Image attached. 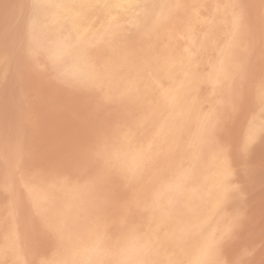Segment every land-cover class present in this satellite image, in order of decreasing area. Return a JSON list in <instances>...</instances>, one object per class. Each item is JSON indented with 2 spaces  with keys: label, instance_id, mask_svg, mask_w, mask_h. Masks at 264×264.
Returning <instances> with one entry per match:
<instances>
[{
  "label": "rangeland",
  "instance_id": "1",
  "mask_svg": "<svg viewBox=\"0 0 264 264\" xmlns=\"http://www.w3.org/2000/svg\"><path fill=\"white\" fill-rule=\"evenodd\" d=\"M0 1V187L6 184L4 189L0 188V222L3 220L0 223V264H116V261L117 264H166L168 258H171V264H188L189 255L203 247L200 240L196 239L195 225L213 219L216 228L210 232L204 230L205 236L210 235L213 239L212 245L205 247L207 254L204 264H230L232 250L240 243L237 239L242 240L250 229L264 231V221L257 218L264 199V131L261 133L260 129V126L264 125V110L259 105L255 91L256 84L258 85L261 74L264 73V23L261 21L259 0H240L250 31L239 40L238 47L233 49L231 60L221 56V51L229 44L231 18L222 9L217 11L218 4L228 3L229 0H128L123 9L116 10L111 15L104 16L100 12L94 16L91 26L79 38H64L65 48L57 57L49 56L45 37L36 33L34 37L30 36L29 26L33 22L48 18L51 12L49 5L36 6L34 0ZM2 18L8 19L7 22ZM22 20L24 24L27 23L22 25ZM9 25L12 28H9ZM25 32L27 34H24ZM137 32L140 34H136ZM63 37L64 35L59 39ZM8 44H11V48L6 47ZM4 49H8V52H3ZM185 49H188V52ZM222 59L225 60L227 70L231 69L229 72L233 71L237 63L244 65L242 73L237 74L232 81V89L243 95L240 109L234 114L227 109L221 111L216 105L227 92V85L222 88L216 83L218 76L223 78L220 71ZM3 62H6L7 70L4 69ZM10 64L12 68H8L11 67ZM178 83L182 84L177 93V103L181 105L175 108L172 105V94ZM92 94H95L96 98ZM112 95L118 96L115 98ZM128 106L130 110L127 109ZM143 106L146 111H142ZM213 107H217V112L212 117V120H218L215 128L211 127L212 121H205V114ZM251 112L254 114L251 115ZM131 117L136 120L133 121ZM117 120L119 121L115 122ZM250 122L256 130L255 139L243 152L240 147L243 145L241 143L245 142ZM179 123L180 125H177ZM1 130L4 134H1ZM215 139H219L220 143L217 144ZM48 153L50 154L47 155ZM3 160L5 162H2ZM126 169L130 172L125 173ZM220 172L222 175L218 178L217 173ZM17 177L19 179H16ZM209 183L213 191L207 195L205 188L206 185L209 187ZM7 185L10 187L7 188ZM40 188L44 192L39 190ZM68 189L70 190L67 191ZM4 191L7 193H1ZM134 192L136 194H133ZM203 193L207 197L203 196ZM93 195L95 197H92ZM13 196L16 199H13ZM63 196L66 198H62ZM39 198L42 199L41 203ZM55 201L60 206L56 205ZM62 202L65 204L62 205ZM36 203L38 205L34 206ZM49 205L52 206L48 207ZM125 207L126 209H123ZM217 210L219 212L215 214ZM127 211L131 213L128 214ZM46 213H50L52 217ZM42 215L44 216L40 217ZM73 215H76L75 218ZM213 215H216L215 218ZM236 216L239 217V222L225 233L224 225ZM50 219L56 221L50 222ZM167 230L172 232L168 233ZM5 232L12 233L8 239L4 237ZM128 237L130 239H127ZM122 241H128V244H122ZM108 245L110 247H107ZM88 249L94 250V256H84ZM158 249H161L159 253ZM80 250L83 254H74ZM100 250L109 257L102 255ZM132 252H138V255ZM113 255H117L114 256L117 260ZM132 255L137 257L133 259ZM146 255L148 257H145ZM103 257L106 259L105 263V260L101 259Z\"/></svg>",
  "mask_w": 264,
  "mask_h": 264
},
{
  "label": "bare ground",
  "instance_id": "2",
  "mask_svg": "<svg viewBox=\"0 0 264 264\" xmlns=\"http://www.w3.org/2000/svg\"><path fill=\"white\" fill-rule=\"evenodd\" d=\"M24 1V0H23ZM126 1H128V0H44V3H42V4H46V5H49L50 7H51V12H50V14H48L49 16H48V18L46 19V20H44V21H41V22H33L32 24H31V26H29L30 27V36L31 37H34V33H36L37 35H39V36H43V37H45V44H46V46H47V52H48V54H49V56H51V57H57L61 52L60 51H62V49H64L65 48V40H67V39H71V38H73V39H76V38H79L90 26H91V24H92V21H93V18H94V16H96V15H98V13H103V15L104 16H107V15H111L113 12H115L116 10H121V9H123L124 7H125V3H126ZM202 1H204V0H202ZM244 1H247V0H244ZM1 2V1H0ZM3 3V2H2ZM17 3V2H16ZM15 3V4H16ZM211 3V2H210ZM28 4V3H27ZM41 4V5H42ZM158 4V3H157ZM211 4H213V3H211ZM246 3H244V5H245ZM2 5V4H1ZM20 5V4H19ZM19 5H15V6H19ZM3 6V5H2ZM7 6V5H6ZM15 6H13V7H15ZM212 6V5H211ZM28 7V6H27ZM157 7V6H156ZM17 9V8H16ZM33 9H34V7H33ZM246 9V8H245ZM1 10V9H0ZM35 10V9H34ZM16 11V10H15ZM44 11V10H43ZM212 11V10H211ZM221 11V10H220ZM2 12H3V10H2ZM142 12V11H141ZM12 13H14V11L12 12ZM41 13V12H40ZM39 13V14H40ZM143 13V12H142ZM141 13V14H142ZM3 14H5V13H3ZM10 14H11V11H10ZM15 14V13H14ZM209 14V13H208ZM8 15H9V12H8ZM31 15V14H30ZM36 15V14H35ZM42 15V14H41ZM6 16V15H5ZM4 16V17H5ZM12 16V15H11ZM15 16V15H14ZM28 16V15H27ZM123 16V15H122ZM130 17V16H129ZM10 18V17H9ZM2 19H4V18H2ZM7 19V18H6ZM22 19H24L25 20V18H22ZM32 19H34V18H32ZM37 19V18H36ZM129 19V18H128ZM149 19V18H148ZM154 19V18H153ZM249 19V18H248ZM5 20V19H4ZM8 20V19H7ZM7 20H5L6 22H7ZM24 20H22V25L24 24L23 22H24ZM138 19H136V21H137ZM151 20V19H150ZM18 21H19V19H18ZM27 21H28V19H27ZM38 21V20H37ZM6 22H3L4 24L6 23ZM14 22V21H13ZM2 23V24H3ZM15 23H17V21L15 22ZM27 23V22H26ZM25 23V24H26ZM12 24H14V23H12ZM21 24V23H20ZM24 24V25H25ZM129 24V23H128ZM223 24V23H222ZM18 25V24H17ZM113 25V24H112ZM127 25V24H126ZM132 25H133V23H132ZM0 26H1V24H0ZM3 26V25H2ZM121 26V25H120ZM128 26V25H127ZM211 26V25H210ZM15 27V26H14ZM14 27H13V29L12 30H14ZM17 27V26H16ZM22 27V26H21ZM23 27H25V26H23ZM22 27V28H23ZM213 27H215V26H213ZM1 28V27H0ZM9 28H12V26L10 27V25H9ZM9 28H7V29H9ZM26 29H27V27H25ZM147 28V27H146ZM145 28V29H146ZM205 28V27H204ZM15 29H18V28H15ZM202 29V28H201ZM20 30V29H19ZM159 29H157V31H158ZM227 30V29H226ZM0 31H2V30H0ZM10 31V30H9ZM18 31V30H17ZM120 31H121V29H120ZM8 32V31H7ZM16 32V30L14 31V33ZM19 32V31H18ZM20 32H21V30H20ZM140 32V31H139ZM139 32H137L136 34H140ZM153 32V31H152ZM5 33V32H4ZM9 33V32H8ZM23 33V32H22ZM11 34V33H10ZM24 34H27L26 32L24 33ZM59 34H63L64 35V37L62 38V39H59V38H61L62 36H59ZM148 34V33H147ZM150 34H152V33H150ZM155 34V33H154ZM1 35L3 36V34L1 33ZM12 35V34H11ZM11 35H9V36H11ZM8 36V35H7ZM15 36H16V34H15ZM21 36V34L19 35V37ZM23 36V35H22ZM26 36V35H25ZM1 37V36H0ZM12 37V36H11ZM10 38V37H9ZM24 38V37H23ZM28 38V37H27ZM37 38H39V37H37ZM64 38H65V40H64ZM132 38V37H131ZM6 39H8V38H6ZM5 39V40H6ZM12 39V38H11ZM33 39V38H32ZM142 39V38H141ZM114 40V39H113ZM144 40V39H143ZM155 40V39H154ZM11 41V40H10ZM13 41H14V37H13ZM13 41H12V45H13ZM22 41H24V40H22ZM32 42H33V40H31ZM5 42V41H4ZM4 42H3V45H4ZM6 42H7V40H6ZM9 42V41H8ZM17 42V41H16ZM15 42V43H16ZM136 42V41H135ZM35 43H37V42H35ZM88 43V42H87ZM107 43H109V42H107ZM210 43V42H209ZM6 44V43H5ZM11 44L9 45V46H6V47H9V48H11ZM29 45V44H28ZM123 45V44H122ZM14 46H16V44L14 45ZM37 46H38V44H37ZM124 46V45H123ZM137 46H139V45H137ZM40 47V46H39ZM153 47H154V45H153ZM8 48V49H9ZM38 48V47H37ZM186 48V47H185ZM253 48V47H252ZM8 49H4L5 51H3V52H6ZM43 49V48H42ZM45 49V48H44ZM239 49H240V46H239ZM10 50V49H9ZM104 50H106V49H104ZM27 51V50H26ZM45 51V50H44ZM8 52V51H7ZM104 52V51H103ZM106 52V51H105ZM109 51H107V53H108ZM115 52V51H114ZM113 52V53H114ZM11 53H13V52H11ZM40 53V52H39ZM93 53V52H92ZM260 53V52H259ZM243 54V53H242ZM4 55V54H3ZM47 55V54H46ZM45 55V56H46ZM121 55V54H120ZM259 55V54H258ZM0 56H2V53H1V55ZM5 56V55H4ZM13 56V55H12ZM29 56V55H28ZM9 57V56H8ZM205 57V56H204ZM208 57V56H207ZM2 58V57H1ZM7 58V57H6ZM110 58V57H109ZM108 58V59H109ZM241 58V57H240ZM10 59V58H9ZM8 59V60H9ZM53 59V58H52ZM107 59V60H108ZM194 59V58H193ZM242 59V58H241ZM2 60V59H1ZM0 60V61H1ZM14 60H16V59H14ZM3 61H6V60H3ZM141 61V60H140ZM253 61V60H252ZM4 63V62H3ZM2 63V64H3ZM6 63V62H5ZM4 63V65H5V68L4 69H6V64ZM9 62H7V64H8ZM46 63V62H45ZM9 65V64H8ZM7 65V66H8ZM15 65V64H14ZM229 65H230V63H229ZM10 66H11V64H10ZM51 66H53V65H51ZM56 66H58V65H56ZM62 66V65H61ZM203 66V65H202ZM250 66V65H249ZM2 67V66H1ZM8 68H12V66L11 67H8ZM249 68H251V67H249ZM3 70V69H2ZM7 70V69H6ZM10 70V69H9ZM12 70V69H11ZM10 70V71H11ZM208 70V69H207ZM231 70V69H230ZM229 70V71H230ZM123 71V70H122ZM2 72H4V71H2ZM160 72V71H159ZM248 72H249V69H248ZM7 73H9V71L7 72ZM60 73H62V72H60ZM0 74H2V73H0ZM5 74V73H4ZM57 75H59L58 73H56ZM8 75V74H7ZM10 75H12L11 73H10ZM207 76V75H206ZM6 77V76H5ZM13 77V76H12ZM17 78V77H16ZM15 78V79H16ZM142 78V77H141ZM146 78V77H145ZM19 79H21V78H19ZM61 79V78H60ZM71 79V78H70ZM78 79V78H77ZM178 79V78H177ZM7 80H8V78H7ZM16 80H18V79H16ZM13 81V80H12ZM21 81V80H20ZM47 81V80H46ZM73 81V80H72ZM14 82V81H13ZM26 82V81H25ZM51 83V82H50ZM67 83V82H66ZM68 84V83H67ZM75 84V83H74ZM76 84H78V83H76ZM189 84V83H188ZM205 84V83H204ZM17 85V84H16ZM79 85V84H78ZM78 85H77V87H78ZM92 85V84H91ZM103 85V84H102ZM214 85H216V84H214ZM68 86V85H67ZM72 86H73V84H72ZM75 86V85H74ZM182 86V84L181 83H178V85L175 87V90L173 91V94H172V99H174V101H173V103H172V105H174L175 106V108L176 107H179L180 105H181V103H177V99H178V96H177V93H178V91H179V88ZM17 87V86H16ZM15 87V88H16ZM70 87V86H69ZM92 87H94V86H92ZM32 88H34V87H32ZM74 88V87H73ZM96 88V87H95ZM104 88V87H103ZM22 89V88H21ZM75 89V88H74ZM73 89V90H74ZM81 89V88H80ZM87 89H88V87H87ZM99 89V88H98ZM109 89H111V88H109ZM201 89H202V87H201ZM66 90V89H65ZM193 90V89H192ZM23 91V90H22ZM27 90H25V92H26ZM103 91V90H102ZM106 91V90H105ZM114 91V90H113ZM236 91V90H235ZM108 92H111V91H108ZM202 92V91H201ZM40 93H41V91H40ZM135 93V92H134ZM142 93V92H141ZM224 93V92H223ZM4 94V93H3ZM112 94V93H111ZM120 94V93H119ZM118 94V95H119ZM153 94V93H152ZM203 94V93H202ZM23 95V94H22ZM37 95V94H36ZM45 95V94H44ZM82 95H84V94H82ZM99 95V94H98ZM114 95H116V92L114 93ZM114 95H112V96H114ZM117 95V96H118ZM1 96V95H0ZM17 96V95H16ZM15 96V97H16ZM38 97H39V95H37ZM41 97H42V94L40 95ZM92 96L94 97V98H96L95 96V94L93 95L92 94ZM102 96V95H101ZM117 96H114L115 98H117ZM136 96H137V94H136ZM152 96V95H151ZM21 97V96H20ZM98 97H100V96H98ZM97 97V98H98ZM104 97V96H103ZM120 97V96H119ZM121 97H122V95H121ZM146 97V96H145ZM44 98V97H43ZM46 98V97H45ZM101 98V97H100ZM129 98V97H128ZM135 98H137V97H135ZM140 98V97H139ZM130 99H131V97H130ZM48 100V99H47ZM117 100V99H116ZM121 100V99H120ZM139 100V99H138ZM153 100V99H152ZM17 102V101H16ZM16 102H15V104L14 105H16ZM69 102H70V100H69ZM120 102H122V101H119V103ZM141 102H142V100H141ZM144 102V101H143ZM154 102V101H153ZM94 103H95V101H94ZM176 103L178 104V105H176ZM207 103V102H206ZM72 104V103H71ZM91 104V103H90ZM97 104V103H96ZM95 104V107L94 108H96V105ZM123 104V103H122ZM127 104V103H126ZM129 104H131V103H129ZM128 104V105H129ZM147 104H148V102H147ZM151 104H153V103H151ZM21 105V104H20ZM25 105V104H24ZM92 105V104H91ZM142 105V104H141ZM154 105V104H153ZM213 105V104H212ZM260 105V104H259ZM27 106V105H26ZM130 106V105H129ZM128 106V108L127 109H129L130 110V107ZM132 106V105H131ZM145 106H147V105H145ZM152 106V105H151ZM21 107H23V106H21ZM25 107V106H24ZM144 107V106H143ZM149 107V106H148ZM17 108V107H16ZM92 108V107H91ZM93 108V109H94ZM141 108H142V106H141ZM141 108H140V110H141ZM154 108V107H153ZM257 108V107H256ZM22 109V108H21ZM29 109V108H28ZM58 109V108H57ZM90 109V108H89ZM122 109V108H121ZM262 109V108H261ZM20 110V109H19ZM46 110V109H45ZM66 110H68V109H66ZM132 110H134L133 108H132ZM143 110H145V107H144V109H142V111ZM151 110V109H150ZM102 111V110H101ZM121 111V110H120ZM135 111V110H134ZM146 111V110H145ZM252 111V110H251ZM20 112V111H19ZM91 112V111H90ZM122 112V111H121ZM127 112V111H126ZM136 112V111H135ZM148 112V111H147ZM152 112V111H151ZM150 112V113H151ZM254 112V111H253ZM253 112H251V115H252V113ZM52 113V112H51ZM62 113V112H61ZM146 114V113H145ZM232 114H234V113H232ZM240 114H241V112H240ZM254 114V113H253ZM21 115V114H20ZM125 115V114H124ZM141 115H142V113H141ZM144 115V114H143ZM149 115V114H148ZM184 115V114H183ZM127 116V115H126ZM132 116H133V114H132ZM151 116V115H150ZM18 117V116H17ZM48 117V116H47ZM66 117V116H65ZM75 117V116H74ZM97 117V116H96ZM122 117V116H121ZM142 117H144V116H142ZM191 117V116H190ZM250 117V116H249ZM248 117V118H249ZM116 118V117H115ZM127 118V117H126ZM183 118V117H182ZM192 118V117H191ZM232 118V117H231ZM252 118V117H251ZM113 119V118H112ZM118 119H119V117H118ZM131 119H133L132 117H131ZM143 119V118H142ZM169 119V118H168ZM256 119V118H255ZM17 120V119H16ZM136 120V119H135ZM134 119H133V121H135ZM174 120V119H173ZM182 120V119H181ZM33 121V120H32ZM119 120H117V121H115V122H118ZM124 121V120H123ZM141 121V120H140ZM183 121V120H182ZM182 121H180V123H182ZM110 122V121H109ZM152 122V121H151ZM172 122V121H171ZM262 122V121H261ZM97 123V122H96ZM121 124H123L122 122H120ZM141 123V122H140ZM146 123V122H145ZM180 123L179 124H177V125H180ZM208 123V122H207ZM246 123V122H245ZM254 123H256V122H254ZM253 123V124H254ZM113 124V123H112ZM120 124V125H121ZM133 124V123H132ZM142 124V123H141ZM243 124V123H242ZM248 124H252L251 122L250 123H248ZM114 125V124H113ZM118 126H119V124H117ZM116 125V126H117ZM139 125V124H138ZM167 125V124H166ZM259 125H261V124H259ZM110 126V125H109ZM123 126V125H122ZM131 126H133V125H131ZM131 126H130V128H131ZM141 126V125H140ZM191 126V125H190ZM73 127V126H72ZM134 127H136L135 125H134ZM113 128V127H112ZM137 128H138V126H137ZM140 128V127H139ZM177 128V127H176ZM48 129H50V128H48ZM47 129V130H48ZM126 129H127V127H126ZM144 129H146V128H144ZM228 129V128H227ZM258 129V128H257ZM260 129H261V126H260ZM109 130V129H108ZM232 130V129H231ZM53 131V130H52ZM132 131V130H131ZM135 131V130H134ZM139 131V130H138ZM17 132H19V131H17ZM74 132V131H73ZM128 132H129V129H128ZM136 132V131H135ZM176 132V131H175ZM227 132V131H226ZM235 132V131H234ZM137 133V132H136ZM140 133V132H139ZM174 133V132H173ZM181 133V132H180ZM203 133V132H202ZM261 133H262V131H261ZM1 134H4L3 132H2V130H1ZM45 134V133H44ZM141 134V133H140ZM154 134V133H153ZM212 134V133H211ZM221 134V133H220ZM220 134H219V136H220ZM245 134V133H244ZM24 135H26V134H24ZM63 135V134H62ZM105 135V134H104ZM222 135V134H221ZM227 135H229L228 133H227ZM242 135V134H241ZM3 136V135H2ZM5 136V135H4ZM87 136H88V134H87ZM217 136V135H216ZM218 136V137H219ZM243 136V135H242ZM180 137V136H179ZM206 137H208V136H206ZM238 137V136H237ZM33 138V137H32ZM143 138H145V137H143ZM239 138V137H238ZM245 138V137H244ZM243 138V139H244ZM35 139V138H34ZM171 139V138H170ZM209 139V138H208ZM229 139V138H228ZM33 140V139H32ZM49 140V139H48ZM65 140V139H64ZM175 140V139H174ZM215 140H217V139H215ZM260 140V139H259ZM41 141V140H40ZM163 141V140H162ZM179 141V140H178ZM207 141V140H206ZM243 141V140H242ZM263 141V140H262ZM170 142V141H169ZM216 142V141H215ZM218 142L220 143V140L218 139L217 140V144H218ZM229 142V141H228ZM0 143H2V142H0ZM16 143V142H15ZM202 143H204V142H202ZM209 143V142H208ZM240 143H241V141H240ZM254 143V142H253ZM263 143V142H262ZM32 144V143H31ZM62 144V143H61ZM103 144V143H102ZM241 144H243V143H241ZM42 145V144H41ZM52 145V144H51ZM101 145V144H100ZM139 145V144H138ZM178 145V144H177ZM208 145V144H207ZM206 145V146H207ZM216 145V144H215ZM256 145V144H255ZM4 146H5V144H4ZM176 146V145H175ZM199 146V145H198ZM213 146V145H212ZM229 146V145H228ZM261 146H262V144H261ZM7 147H8V144H7ZM50 147V146H49ZM55 147V146H54ZM68 147V146H67ZM66 147V148H67ZM103 147H104V145H103ZM170 147V146H169ZM257 147V146H256ZM259 147V146H258ZM1 148V147H0ZM6 148V147H5ZM4 148V149H5ZM55 148H57V147H55ZM167 148V147H166ZM178 148V147H177ZM240 148H242V146L240 147ZM264 148V147H263ZM68 149V148H67ZM7 150H8V148H7ZM13 150V149H12ZM64 150V149H63ZM149 150V149H148ZM229 150V149H228ZM9 151V150H8ZM53 151V150H52ZM260 151V150H259ZM7 152V151H6ZM16 152V151H15ZM23 152V151H22ZM43 152V151H42ZM168 152V151H167ZM175 152V151H174ZM205 152V151H204ZM243 152H244V150H243ZM246 152V151H245ZM173 153V152H172ZM177 153V152H176ZM203 153V152H202ZM212 153V152H211ZM50 153H48L47 155H49ZM52 154V153H51ZM152 154V153H151ZM224 154V153H223ZM11 155V154H10ZM54 155V154H53ZM59 155H61L62 156V154H59ZM220 155V154H219ZM264 155V154H263ZM36 156V155H35ZM51 156V155H50ZM131 156V155H130ZM164 156V155H163ZM243 156V155H242ZM246 156V155H245ZM244 156V157H245ZM12 157V156H11ZM17 158H18V156H16ZM39 157H41V156H39ZM54 157V156H53ZM64 157V156H63ZM138 157V156H137ZM156 157V156H155ZM158 157H160L159 155H158ZM167 157V156H166ZM211 157H212V155H211ZM250 157H251V155H250ZM6 158V157H5ZM145 158V157H144ZM143 158V159H144ZM150 158V157H149ZM249 158V157H248ZM254 158V157H253ZM1 159V158H0ZM8 159H10V157L8 158ZM14 159V158H13ZM34 159V158H33ZM32 159V160H33ZM137 159V158H136ZM154 159V158H153ZM197 159V158H196ZM200 159V158H199ZM198 159V160H199ZM255 159V158H254ZM39 160V159H38ZM49 160H50V158H49ZM149 160V159H148ZM157 160V159H156ZM1 161V160H0ZM9 161V160H8ZM55 161V160H54ZM145 161H146V159H145ZM202 161V160H201ZM2 162H5L4 160L2 161ZM32 162V161H31ZM41 162V161H40ZM213 162V161H212ZM18 163V162H17ZM122 163H123V161H122ZM205 163V162H204ZM232 163H233V161H232ZM6 164V163H5ZM48 164V163H47ZM49 164H51V163H49ZM146 164V162L144 163V165ZM169 164V163H168ZM200 164H201V162H200ZM242 164V163H241ZM17 165V164H16ZM30 165V164H29ZM32 165V164H31ZM141 165H143V164H141ZM197 165V164H196ZM8 166V165H7ZM45 166V165H44ZM54 166V165H53ZM241 166V165H240ZM16 167V166H15ZM32 167V166H31ZM151 167V166H150ZM110 168V167H109ZM123 168H125V167H123ZM133 168V167H132ZM149 168V167H148ZM162 168V167H161ZM17 169V168H16ZM79 169V168H78ZM84 169V168H83ZM120 169V168H119ZM158 169V168H157ZM252 169V168H251ZM8 170H10V169H8ZM19 170V169H18ZM17 170V171H18ZM62 170H63V167H62ZM73 170V169H72ZM127 170L128 169H126V172L125 173H129V172H127ZM151 170V169H150ZM162 170H164V169H162ZM194 170V169H193ZM241 170H243V169H241ZM12 171V170H11ZM157 171V170H156ZM155 171V172H156ZM179 171H180V169H179ZM236 171V170H235ZM3 172V171H2ZM4 172H6L5 170H4ZM27 172V171H26ZM123 172H124V170H123ZM206 172V171H205ZM210 172V171H209ZM208 172V173H209ZM22 173H23V171H22ZM143 173V172H142ZM151 173H153V172H151ZM159 173V172H158ZM162 173V172H161ZM192 173V172H191ZM222 172H220V174L219 173H217V176H218V178L219 177H221V174ZM235 173V172H234ZM250 173V172H249ZM253 173V172H252ZM11 174H13V173H11ZM90 174V173H89ZM133 174V173H132ZM169 174V173H168ZM185 174V173H184ZM243 174V173H242ZM246 174V173H245ZM15 175V174H14ZM18 175V174H17ZM16 175V176H17ZM124 175V174H123ZM136 175V174H135ZM256 175V174H255ZM1 176V175H0ZM134 176V175H133ZM152 176V175H151ZM193 176V175H192ZM253 176V175H252ZM14 177V176H13ZM43 177V176H42ZM90 177V176H89ZM125 177V176H124ZM129 177V176H128ZM143 177V176H142ZM184 177V176H183ZM244 177H246V175L244 176ZM254 177V176H253ZM4 178V177H3ZM41 178V177H40ZM126 178V177H125ZM134 178V177H133ZM144 178V177H143ZM146 178V177H145ZM151 178V177H150ZM153 178H155L154 176H153ZM226 178V177H225ZM256 178V177H255ZM254 178V179H255ZM15 179V178H14ZM16 179H19L18 177L16 178ZM24 179V178H23ZM47 179V178H46ZM46 179H45V181H46ZM57 179V178H56ZM87 179V178H86ZM85 179V180H86ZM136 179H137V177H136ZM197 179V178H196ZM257 179V178H256ZM51 180V179H50ZM64 180V179H63ZM85 180H84V182H85ZM126 180H127V178H126ZM129 180H130V178H129ZM142 180V179H141ZM175 180V179H174ZM237 180H239V179H237ZM18 181V180H17ZM23 181V180H22ZM33 181V180H32ZM42 181V180H41ZM58 181V180H57ZM87 181V180H86ZM93 181V180H92ZM133 181V180H132ZM131 181V182H132ZM145 181H147V180H145ZM152 181V180H151ZM165 181V180H164ZM187 181V180H186ZM190 181V180H189ZM189 181H188V183H189ZM5 182V181H4ZM25 182H26V180H25ZM36 182H38V181H36ZM60 182V181H59ZM64 182V181H63ZM140 182V181H139ZM191 182H192V180H191ZM231 182V181H230ZM243 183H244V181H242ZM249 182V181H248ZM257 182V181H256ZM20 183V182H19ZM64 183H66V182H64ZM90 183V182H89ZM119 183V182H118ZM155 183V182H154ZM158 183V182H157ZM162 183V182H161ZM164 183H166V182H164ZM1 184H3L2 183V181H1ZM18 184V183H17ZM37 184V183H36ZM142 184V183H141ZM172 184H173V182H172ZM233 184V183H232ZM249 184V183H248ZM5 185L6 184H4V186H1L2 188L3 187H5ZM23 185V184H22ZM40 185V184H39ZM64 185V184H63ZM67 185H68V183H67ZM70 185V184H69ZM139 185V184H138ZM137 185V186H138ZM149 185V184H148ZM147 185V186H148ZM160 185V184H159ZM165 185H167V184H165ZM185 185V184H184ZM196 185V184H195ZM209 185V187L206 185V192H207V195H208V193H210L211 191H213L212 190V186H210V183L208 184ZM234 185V184H233ZM247 185V184H246ZM251 185V184H250ZM8 186L9 185H7V188H8ZM16 185H14V187H15ZM86 186V185H85ZM124 186V185H123ZM134 186V185H133ZM164 186V185H163ZM162 186V187H163ZM173 186V185H172ZM171 186V187H172ZM197 186V185H196ZM0 187V188H1ZM10 187V186H9ZM22 187H24V185L22 186ZM28 187V186H27ZM33 187V186H32ZM44 187V186H43ZM52 187V186H51ZM54 187V186H53ZM66 187V186H65ZM64 187V188H65ZM129 187V186H128ZM135 187V186H134ZM160 187V186H159ZM49 188V187H48ZM62 188V187H61ZM64 188H62V189H64ZM70 188V187H69ZM73 188V187H72ZM71 188V189H72ZM80 188V187H79ZM78 188V189H79ZM142 188V187H141ZM140 188V189H141ZM154 188V187H153ZM165 188V187H164ZM163 188V189H164ZM183 188H185V186L183 187ZM197 188V187H196ZM4 189V188H3ZM29 189V188H28ZM42 188H40L39 190H41ZM45 189H46V187H45ZM54 189H56V187L54 188ZM84 189V188H83ZM93 189V188H92ZM130 189V188H129ZM134 189V188H133ZM137 189V188H136ZM145 189V188H144ZM162 189V190H163ZM172 189V188H171ZM255 189H256V187H255ZM6 190V189H5ZM11 190V189H10ZM30 190H31V188H30ZM35 190V189H34ZM38 190V189H37ZM57 190V189H56ZM58 190H60V189H58ZM66 190V189H65ZM64 190V192L66 193V191ZM70 189H68L67 191H69ZM80 190V189H79ZM121 190V189H120ZM139 190V189H138ZM143 190V189H142ZM161 190V191H162ZM167 190V189H166ZM204 190V189H203ZM234 190V189H233ZM247 190V189H246ZM252 190V189H251ZM259 190V189H258ZM1 191H2V189H1ZM7 191V190H6ZM28 191V190H27ZM32 191V190H31ZM42 192H44L43 191V189L41 190ZM78 191V190H77ZM82 191V190H81ZM80 191V192H81ZM84 191V190H83ZM129 191H132V190H129ZM134 191V190H133ZM147 191V190H146ZM164 191V190H163ZM168 191V190H167ZM241 191H242V189H241ZM248 191V190H247ZM21 192H22V190H21ZM20 192V193H21ZM29 192V191H28ZM33 192V191H32ZM38 192V191H37ZM40 192V191H39ZM47 192V191H46ZM48 192H50V191H48ZM56 192H58V191H56ZM60 192V191H59ZM72 192H73V190H72ZM87 192V191H86ZM136 192V191H135ZM133 193V194H136V193ZM182 192V191H181ZM205 192V191H204ZM252 192V191H251ZM1 193H5V191L4 192H1ZM7 193V192H6ZM5 193V194H6ZM9 193H11L10 191H9ZM27 193V192H26ZM31 193V192H30ZM62 193V192H61ZM70 193H71V191H70ZM69 193V194H70ZM115 193V192H114ZM163 193H166V192H163ZM171 193H172V191H171ZM250 193V192H249ZM28 194V193H27ZM42 194H44V193H42ZM52 194V193H51ZM76 194H79V193H76ZM88 194V193H87ZM104 194V193H103ZM119 194H121V192L119 193ZM129 194H130V192H129ZM129 194H128V196H129ZM177 193H175V195H176ZM181 194H183V193H181ZM180 194V195H181ZM214 194V193H213ZM251 194V193H250ZM26 195V194H25ZM32 195V197H33V194H31ZM46 195V194H45ZM62 195V194H61ZM67 195V194H66ZM127 195V194H126ZM145 195H146V192H145ZM178 195V194H177ZM203 196L205 195L204 193L202 194ZM232 195V194H231ZM253 195V194H252ZM9 196H11V195H9ZM8 196V197H9ZM15 197H16V194L14 195ZM13 196V199H16L15 197ZM29 196V195H28ZM42 196V195H41ZM47 196V195H46ZM49 196V195H48ZM53 196H55L54 194H53ZM57 196H58V194H57ZM70 196H72V195H70ZM74 196V195H73ZM77 196V195H76ZM75 196V197H76ZM84 196V195H83ZM98 196V195H97ZM104 196H106V194H104ZM206 196V195H205ZM250 195L248 194V197H249ZM26 197V196H25ZM34 197H35V195H34ZM33 197V198H34ZM37 197H38V194H37ZM40 197V196H39ZM81 197V196H80ZM89 197V196H88ZM91 197V196H90ZM92 197H95L94 195L92 196ZM91 197V198H92ZM100 197V196H99ZM99 197H98V199H99ZM120 197V196H119ZM123 197V196H122ZM130 197V196H129ZM180 197H182V196H180ZM207 197V196H206ZM232 196H229V198H231ZM233 197H235V196H233ZM232 197V198H233ZM238 197V196H237ZM245 197H246V195H245ZM247 197V198H248ZM27 198V197H26ZM25 198V199H26ZM30 198H31V196H30ZM36 198V197H35ZM48 198V197H47ZM56 198V197H55ZM58 198V197H57ZM62 198H66V197H62ZM77 198V197H76ZM82 198V197H81ZM87 198V197H86ZM85 198V199H86ZM116 198V197H115ZM128 198V197H127ZM127 198H126V201H127ZM132 198H133V196H132ZM157 198V197H156ZM177 198H178V196H177ZM228 198V197H227ZM236 198V197H235ZM235 198H233V199H235ZM251 198V197H250ZM10 199V198H9ZM22 199L23 198H21V202H23L22 201ZM27 199H29V198H27ZM40 199L41 198H39L38 200H39V202H40ZM59 200H60V196H59V198H58ZM70 199V198H69ZM69 199H68V201H69ZM78 199H80V198H78ZM84 199V198H83ZM88 199V198H87ZM124 199V198H123ZM123 199H120V200H123ZM129 199V198H128ZM141 199H143V197H141ZM256 199V198H255ZM8 200V199H7ZM31 200H34V199H31ZM37 199H35V201H36ZM38 200L36 201V202H38ZM42 200V199H41ZM50 200V199H49ZM58 200V201H59ZM72 200V199H71ZM82 200V199H81ZM80 200V201H81ZM90 200V199H89ZM107 200V199H106ZM119 200V201H120ZM132 200V199H131ZM209 200H211V199H209ZM224 200H226V198L224 199ZM232 200V199H231ZM237 201H238V199H236ZM263 200V202H262V210H260V212L258 213V216H257V218H259V219H261V220H263L264 221V199H262ZM27 201H29V202H31L30 200H27ZM44 201V200H43ZM65 201V200H64ZM67 201V202H68ZM73 201V200H72ZM100 201V200H99ZM110 201H111V199H110ZM115 201H117V198H116V200ZM118 201V202H119ZM125 201V202H126ZM130 201V200H129ZM133 201V200H132ZM178 201V200H177ZM202 200H200V202H201ZM237 201H236V203H237ZM254 201V200H253ZM7 202H9V201H7ZM6 202V203H7ZM12 202H13V200H12ZM18 202V201H17ZM42 202V201H41ZM40 202V203H41ZM45 202H46V200H45ZM56 202V201H55ZM71 202V201H70ZM78 202V201H77ZM82 202V201H81ZM88 202V201H87ZM92 202H94V200L92 201ZM113 202V201H112ZM198 202V201H197ZM6 203H4V205L6 204ZM20 203V202H19ZM33 203V202H32ZM35 203V202H34ZM40 203H39V206L38 207H40L41 205H40ZM53 203H54V201H53ZM57 203V202H56ZM55 203V204H56ZM61 203V202H60ZM76 203V202H75ZM80 203V202H79ZM78 203V204H79ZM86 203V202H85ZM85 203H82V204H85ZM114 203V202H113ZM130 203H134V202H130ZM140 203V202H139ZM144 203V202H143ZM221 203V202H220ZM224 204H225V201L223 202ZM223 203H221V204H223ZM227 203V202H226ZM239 204H240V202H238ZM251 203V202H250ZM1 204V203H0ZM44 204V203H43ZM47 204V203H46ZM63 204H65V203H63L62 202V205ZM68 204V203H67ZM71 204V203H70ZM87 204H89V203H87ZM116 204H118V203H116ZM116 204H113V205H116ZM123 204V203H122ZM125 204V203H124ZM126 204H127V202H126ZM136 204H137V202H136ZM161 204V203H160ZM174 204V203H173ZM199 204V203H198ZM203 204V203H202ZM230 204V203H229ZM15 205H16V203H15ZM34 205V204H33ZM38 204L36 203L34 206H37ZM56 205H59V203H57ZM76 205V204H75ZM119 205V204H118ZM117 205V206H118ZM135 205V204H134ZM138 205V204H137ZM213 205V204H212ZM219 205V204H218ZM31 206V205H30ZM44 206H45V204H44ZM47 206V205H46ZM52 206V205H51ZM50 205L48 206V207H51ZM60 206V205H59ZM82 206V205H81ZM86 206H88V205H86ZM108 206H109V203H108ZM133 206V205H132ZM230 206H231V204H230ZM236 206H237V204H236ZM1 207V206H0ZM11 207H14V206H11ZM20 207V206H19ZM43 207V206H42ZM72 207H74L75 208V206H72ZM85 207V206H84ZM134 207H136V206H134ZM217 207V206H216ZM235 207V206H234ZM244 207V206H243ZM4 208H6V207H4ZM10 208V207H9ZM46 208V207H45ZM64 208H67V207H64ZM63 208V209H64ZM71 208V207H70ZM87 208V207H86ZM110 208V207H109ZM113 208V207H112ZM127 208H128V210H129V207L127 206ZM222 208V207H221ZM230 208V207H229ZM25 210H26V208H24ZM32 209V208H31ZM40 208H37V210H39ZM47 209V208H46ZM59 209V208H58ZM82 209H84L83 207H82ZM108 209V208H107ZM120 209H122V208H120ZM123 209H126V207L125 208H123ZM219 209V208H218ZM234 209V208H233ZM3 210V209H2ZM42 211H44V209L42 208L41 209ZM53 210H55V208L53 209ZM52 210V211H53ZM61 210V209H60ZM76 210H78V208L76 209ZM80 210V209H79ZM87 210V209H86ZM85 210V211H86ZM131 210V209H130ZM138 210H140V208L138 209ZM141 210H142V208H141ZM143 210H145V209H143ZM190 210V209H189ZM223 210V209H222ZM4 211V210H3ZM2 211V212H3ZM22 211V210H21ZM48 211H51V210H48ZM57 211V210H56ZM65 211H66V209H65ZM68 211V210H67ZM81 211V210H80ZM113 211H115V210H113ZM125 211V210H124ZM10 212H12L13 214H14V212L13 211H10ZM33 212V211H32ZM41 212V211H40ZM45 212V211H44ZM54 212V211H53ZM61 212H63V210L61 211ZM82 212V211H81ZM111 212V211H110ZM123 212V211H122ZM202 212V211H201ZM219 211L217 210L216 212H215V214H217ZM241 212V211H240ZM12 213H11V215H12ZM36 213V212H35ZM55 213V212H54ZM58 213V212H57ZM68 213H70V212H68ZM77 213H79V212H77ZM91 213V212H90ZM89 213V214H90ZM113 213V212H112ZM127 213H128V211H127ZM129 213H131V212H129ZM128 213V214H129ZM169 213V212H168ZM7 214V213H6ZM47 215H49L50 213H46ZM56 214V213H55ZM63 214V213H62ZM76 214V213H75ZM80 214H82V213H79V215ZM86 214V213H85ZM109 214V213H108ZM133 214V213H132ZM144 214V213H143ZM189 214H191V213H189ZM251 214V213H250ZM3 215V214H2ZM15 215V214H14ZM18 215V214H17ZM30 215V214H29ZM44 215H45V213H44ZM44 215H42V216H40V217H43ZM52 215H53V213H52ZM70 215V214H69ZM92 214H90V216H91ZM102 215V214H101ZM113 215V214H112ZM122 215V214H121ZM179 215V214H178ZM21 216V215H20ZM50 216V215H49ZM55 216V215H54ZM61 216H63V215H61ZM65 216L67 217V215L65 214ZM74 216V215H73ZM76 216V215H75ZM75 216L73 217V218H75ZM127 216V215H126ZM176 216V215H175ZM193 216V215H192ZM214 216H216V215H213V217ZM218 216V215H217ZM234 216V215H233ZM2 217H4V215L2 216ZM12 217H13V215H12ZM47 217V216H46ZM50 217H52V216H50ZM58 217V216H57ZM70 217V216H69ZM69 217H68V219H69ZM72 217V216H71ZM82 217H83V215H82ZM102 217V216H101ZM119 217V216H118ZM246 217V216H245ZM31 218V217H30ZM45 218V217H44ZM61 218V217H60ZM65 218V217H64ZM63 218V219H64ZM93 218V217H92ZM97 218H99V215H98V217ZM110 218V217H109ZM117 218V217H116ZM115 218V219H116ZM120 218V217H119ZM118 218V219H119ZM125 218H127V217H125ZM172 218H174V217H172ZM181 218V217H180ZM202 218V217H201ZM206 218V217H205ZM215 218V217H214ZM9 219V218H8ZM15 219V218H14ZM19 218H17V220H18ZM47 219V218H46ZM67 219V218H66ZM65 219V220H66ZM112 219H114V218H112ZM191 219V218H190ZM247 219V221H248V218H246ZM5 220V219H4ZM25 220V219H24ZM30 220V219H29ZM49 220V219H48ZM53 220H55V219H53ZM53 220H51L50 219V222H52ZM59 220V219H58ZM76 220V219H75ZM96 220H98V219H96ZM108 220V219H107ZM120 220H121V218H120ZM119 220V221H120ZM3 221V220H2ZM1 221V222H2ZM14 221V223H15V220H13ZM13 221H11V222H13ZM20 221H22L21 219H20ZM56 221V220H55ZM62 221V220H61ZM61 221H60V223H61ZM70 221H71V219H70ZM77 221H79V220H77ZM83 221H84V219H83ZM109 221V220H108ZM107 221V222H108ZM118 221V222H119ZM186 221V220H185ZM0 222V223H1ZM7 222H9V221H7ZM47 222H49V221H47ZM73 222V221H72ZM82 222V221H81ZM101 222V221H100ZM112 222H114V220L112 221ZM131 222V221H130ZM196 222V221H195ZM200 222V221H199ZM198 222V223H199ZM16 223H19V222H16ZM41 223V222H40ZM54 223V222H53ZM59 223V222H58ZM63 223H65L64 221H63ZM66 223L69 225V223L67 222V220H66ZM98 223V222H97ZM103 223V222H102ZM120 223V222H119ZM122 223V222H121ZM124 223V222H123ZM125 223H127V221L125 220ZM124 223V224H125ZM141 223V222H140ZM13 224V223H12ZM48 224V223H47ZM55 224H56V222H55ZM54 224V225H55ZM70 224H71V222H70ZM74 224V223H73ZM115 224H117V223H115ZM124 224H122V225H124ZM144 224V223H143ZM189 224V223H188ZM204 224V225H203ZM52 225V224H51ZM61 225V224H60ZM72 225V224H71ZM76 225V224H75ZM106 225V224H105ZM104 225V226H105ZM140 225H142V224H140ZM186 225V224H185ZM3 226V225H2ZM12 226V225H11ZM16 226V225H15ZM22 226H24V224L22 225ZM56 226H58V224L56 225ZM64 226V225H63ZM70 226V225H69ZM81 226V225H80ZM91 226H92V224H91ZM111 226V225H110ZM109 226V227H110ZM120 226V225H119ZM138 226V225H137ZM190 226V224L188 225V227ZM29 227V226H28ZM65 227V226H64ZM63 227V228H64ZM124 227V226H123ZM173 227V226H172ZM237 227H238V225H237ZM5 228H7V227H5ZM16 228V227H15ZM71 228V227H70ZM79 228V227H78ZM140 228V227H139ZM155 228V227H154ZM216 228V225H215V219H213V220H211L210 222L209 221H207L206 223L204 222H201L200 224H196L195 225V227H194V229L195 230H197L196 231V239H198V240H200V242L203 244V247H201V248H199V249H197V252H195V253H193V254H191V255H189V262H188V264H204V261H205V259H206V254H207V251H206V249H205V247H208V246H210V245H212V243H213V239H212V236H210V235H208V236H205L206 234H205V232H204V230H206V231H212L213 229H215ZM27 229V228H26ZM58 229V228H57ZM62 229V228H61ZM115 229V228H114ZM113 229V230H114ZM128 229V228H127ZM135 229V228H134ZM141 229V228H140ZM184 229H185V227H184ZM16 230V229H15ZM63 230V229H62ZM66 230V229H65ZM116 230V229H115ZM175 230V229H174ZM187 230V229H186ZM17 231V230H16ZM16 231H15V233H16ZM19 231V230H18ZM27 231V230H26ZM56 231V230H55ZM60 231V230H59ZM67 231H70V230H67ZM78 231V230H77ZM117 231V230H116ZM176 231V230H175ZM192 231V230H191ZM21 232V231H20ZM28 232V231H27ZM65 232V231H64ZM84 232V231H83ZM90 232V231H89ZM167 232H168V230H167ZM170 232H172V231H170ZM170 232H168V233H170ZM183 233H184V231H182ZM217 232V231H216ZM58 233V232H57ZM60 233V232H59ZM65 233H67V232H65ZM76 233V232H75ZM116 233V232H115ZM10 234H12V233H10ZM10 234H9V232H5L4 233V237L6 238V239H8V237L10 236ZM17 234L19 235V233L17 232ZM76 234H78V233H76ZM76 234H75V236H76ZM91 234H93V233H91ZM96 234V233H95ZM107 234V233H106ZM172 234V233H171ZM185 234V233H184ZM188 234V233H187ZM194 234H195V231H194ZM17 235V236H18ZM63 235H64V233H63ZM69 235V234H68ZM105 235V234H104ZM111 235V234H110ZM133 235V234H132ZM28 236V235H27ZM74 236V237H75ZM112 236V235H111ZM128 236V235H127ZM144 236V235H143ZM229 236H230V234H229ZM29 237V236H28ZM72 237V236H71ZM92 237V236H91ZM105 238H106V236H104ZM114 237V236H113ZM112 237V238H113ZM147 237V236H146ZM220 237V236H219ZM69 238V237H68ZM78 238V237H77ZM116 238V237H115ZM141 238V237H140ZM140 238H139V240H140ZM222 238V237H221ZM224 238H226V237H224ZM227 238H229V237H227ZM226 238V239H227ZM233 238V237H232ZM80 239V238H79ZM127 239H130V237H128ZM188 239H190V238H188ZM231 239V238H230ZM229 239V240H230ZM235 239V238H234ZM28 240H29V238H28ZM136 240V239H135ZM240 241V243L237 245V247H235V249H233L232 250V253H231V262H230V264H264V231H260V230H256V229H250L249 231H248V233L243 237V239L242 240H240V239H237V241ZM15 241V240H14ZM66 241V240H65ZM64 241V242H65ZM86 241V240H85ZM103 241V240H102ZM167 241V240H166ZM233 241V240H232ZM236 241V240H235ZM234 241V242H235ZM80 242H82V241H80ZM101 242V241H100ZM123 243L122 244H126L127 242H124V241H122ZM19 243V242H18ZM78 243V242H77ZM84 243V242H83ZM89 243V242H88ZM120 243V242H119ZM133 243V242H132ZM147 243H149V242H147ZM219 243H221V242H219ZM226 243V242H225ZM74 244H76L75 243V241H74ZM91 244V243H90ZM112 244V243H111ZM128 244V243H127ZM126 244V245H127ZM145 244V243H144ZM232 244V243H231ZM49 245V244H48ZM121 245V243L119 244V246ZM132 244L130 243V246H131ZM101 246H103L104 247V245H101ZM113 246V245H112ZM169 246V245H168ZM175 246V245H174ZM223 246V245H222ZM226 246H228V244L226 245ZM224 247V248H226L227 249V247ZM103 247H101V248H103ZM107 247H110L109 245L107 246ZM106 247V248H107ZM122 247V246H121ZM135 247V246H134ZM150 247V246H149ZM161 247V246H160ZM21 248V247H20ZM24 248V247H23ZM97 248V247H96ZM116 248V247H115ZM125 248V247H124ZM124 248H122V251H123V249ZM127 248V247H126ZM125 248V249H126ZM130 248V247H129ZM143 248V247H142ZM84 249H85V247H84ZM113 249V248H112ZM120 249V248H119ZM131 249H132V247H131ZM136 249V248H135ZM134 249V250H135ZM144 249V248H143ZM146 249V248H145ZM152 249V248H151ZM217 249V248H216ZM108 250V249H107ZM111 250V249H110ZM110 250H108V251H110ZM118 250V249H117ZM142 250V249H141ZM147 250V249H146ZM149 250V249H148ZM152 250H154V249H152ZM151 250V251H152ZM161 250V249H160ZM160 250L158 249V253L160 252ZM182 250V249H181ZM11 251V250H10ZM20 250H18V252H19ZM95 251H97L96 249H95ZM101 251L102 250H100V253H101ZM115 251H116V249H115ZM120 251V250H119ZM125 251V250H124ZM123 251V252H124ZM127 251H129V249L127 250ZM139 251V250H138ZM144 251V250H143ZM102 252H104V251H102ZM113 252V251H112ZM117 252V251H116ZM131 252V251H130ZM27 253V252H26ZM82 253V250H80V251H75L74 252V254H81ZM93 253H94V250L93 249H88V250H86L85 252H84V256L86 257V258H89L90 256H92L93 255ZM99 253V252H98ZM111 253V252H110ZM118 253V252H117ZM133 253V252H132ZM135 253H137V255H138V252H135ZM135 253H133V254H135ZM149 253V252H148ZM214 253V252H213ZM5 254V253H4ZM83 254V253H82ZM102 254V253H101ZM115 254V253H114ZM127 254H129V253H127ZM142 254V253H141ZM161 254V253H160ZM170 254V253H169ZM21 255V254H20ZM102 255H104V256H106L105 254H102ZM119 255V254H118ZM121 255V254H120ZM119 255V256H120ZM126 255V254H125ZM140 255V254H139ZM158 255V254H157ZM66 255H64V257H65ZM68 256V255H67ZM94 256V255H93ZM114 256H117V255H113V258H115L116 260H117V257H114ZM122 256V255H121ZM133 256V255H132ZM136 256V255H135ZM135 256H133V259H134V257ZM154 256H155V254H154ZM100 257H102V256H100ZM99 257V258H100ZM106 257H109V256H106ZM125 257V256H124ZM123 257V258H124ZM137 257V256H136ZM145 257H148L147 255L145 256ZM144 257V258H145ZM149 257H150V255H149ZM158 257H159V255H158ZM55 258V257H54ZM70 258V257H69ZM97 258V257H96ZM105 257H103V258H101V259H103V261H104V263L106 262V259H104ZM112 258V257H111ZM119 258V257H118ZM126 258V257H125ZM143 258V257H142ZM151 258V257H150ZM17 259V258H16ZM68 259V258H67ZM94 259V258H93ZM122 259V258H121ZM131 259V258H130ZM130 259H128V261L130 260ZM135 259H138V258H135ZM147 259H149V258H147ZM160 259V258H159ZM18 260V259H17ZM20 260H22V259H20ZM55 260V259H54ZM63 260H65V259H63ZM90 260H92V259H90ZM107 260H109V259H107ZM120 259H118V261H119ZM127 260V259H126ZM141 261H142V259H140ZM153 260V259H152ZM151 260V261H152ZM154 260H156V259H154ZM15 261V260H14ZM13 261V262H14ZM88 261V260H87ZM122 261H124L123 259H122ZM144 261V260H143ZM150 261V260H149ZM157 261V260H156ZM171 258L169 259L168 258V260H167V262H166V264H171ZM23 262V261H22ZM97 262H99V261H97ZM102 262V261H101ZM100 262V263H101ZM121 262V261H120ZM125 262V261H124ZM140 262V261H139ZM138 262V263H139ZM153 262V261H152ZM159 262V261H158ZM212 262H214V261H212ZM66 263H68V261L66 260ZM71 263V262H70ZM87 263V262H86ZM85 263V264H86ZM90 263V262H89ZM94 263H96V262H94ZM129 263H130V261H129ZM132 263H134V262H132ZM144 263V262H143ZM146 263V262H145ZM150 263V262H149ZM14 264V263H13ZM80 264V263H79ZM91 264V263H90ZM101 264H103V263H101ZM106 264V263H105ZM108 264V263H107ZM113 264V263H112ZM116 264H117V261H116ZM155 264H157V263H155ZM212 264V263H211Z\"/></svg>",
  "mask_w": 264,
  "mask_h": 264
},
{
  "label": "snow or ice",
  "instance_id": "3",
  "mask_svg": "<svg viewBox=\"0 0 264 264\" xmlns=\"http://www.w3.org/2000/svg\"><path fill=\"white\" fill-rule=\"evenodd\" d=\"M36 6H40L44 3V0H34ZM260 3V16L261 21L264 23V0H259ZM223 10L225 13H228L231 18V35L229 44L226 49L221 51L222 57H227V60H231L233 56V49L238 47L239 40L250 31V26L245 22V10L243 4L240 0H229L228 3L218 4L217 11ZM188 52V49H185ZM191 57L189 56V59ZM221 75L217 77L216 83L224 88L227 85V92L225 95L221 97V99L216 104L221 111L227 109L230 113H236L239 111L240 106L243 102L242 93L235 92L232 89V81L235 79L237 74L242 73L244 65L242 63H237L234 65L233 71L229 72L225 67V60L222 59L221 62ZM187 75V73H186ZM255 91L257 94V98L261 105L262 110H264V73L261 74L258 85L256 84ZM217 107H213L209 113L205 114V121H212L211 127L215 128L218 120H212V117L216 114ZM261 131H264V125L261 127ZM255 127L250 124L248 129L245 142L242 145V150H247L248 146L255 139ZM235 187V186H233ZM239 222V217L236 216L233 219L229 220L227 224L224 225V232L227 233L231 230L233 226H235ZM224 264V262H221Z\"/></svg>",
  "mask_w": 264,
  "mask_h": 264
}]
</instances>
